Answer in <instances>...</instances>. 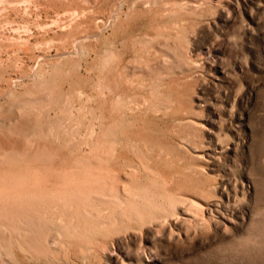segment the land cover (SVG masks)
Listing matches in <instances>:
<instances>
[{
	"label": "rangeland",
	"instance_id": "obj_1",
	"mask_svg": "<svg viewBox=\"0 0 264 264\" xmlns=\"http://www.w3.org/2000/svg\"><path fill=\"white\" fill-rule=\"evenodd\" d=\"M0 264H264V0H0Z\"/></svg>",
	"mask_w": 264,
	"mask_h": 264
}]
</instances>
